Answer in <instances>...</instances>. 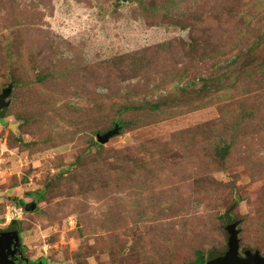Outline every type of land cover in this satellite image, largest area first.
I'll use <instances>...</instances> for the list:
<instances>
[{"label":"rangeland","instance_id":"1","mask_svg":"<svg viewBox=\"0 0 264 264\" xmlns=\"http://www.w3.org/2000/svg\"><path fill=\"white\" fill-rule=\"evenodd\" d=\"M1 94L25 264L264 254V0H0Z\"/></svg>","mask_w":264,"mask_h":264},{"label":"water","instance_id":"2","mask_svg":"<svg viewBox=\"0 0 264 264\" xmlns=\"http://www.w3.org/2000/svg\"><path fill=\"white\" fill-rule=\"evenodd\" d=\"M3 94L0 95V107L4 104ZM106 137H99L98 140L102 142ZM225 218L226 248L222 252H210L204 264H264V254L257 250L243 248L241 253L238 251L236 221L229 214H225ZM19 238L17 229L11 224L0 229V264H16L8 254L20 245Z\"/></svg>","mask_w":264,"mask_h":264},{"label":"flooded vegetation","instance_id":"3","mask_svg":"<svg viewBox=\"0 0 264 264\" xmlns=\"http://www.w3.org/2000/svg\"><path fill=\"white\" fill-rule=\"evenodd\" d=\"M16 264H25V259L22 256V250L20 245L11 254H8Z\"/></svg>","mask_w":264,"mask_h":264},{"label":"trees","instance_id":"4","mask_svg":"<svg viewBox=\"0 0 264 264\" xmlns=\"http://www.w3.org/2000/svg\"><path fill=\"white\" fill-rule=\"evenodd\" d=\"M225 214H229V213L226 212ZM223 217H224V220H226L225 215H223ZM204 262H205V256L198 255L195 258V260L193 262H191L190 264H204Z\"/></svg>","mask_w":264,"mask_h":264}]
</instances>
